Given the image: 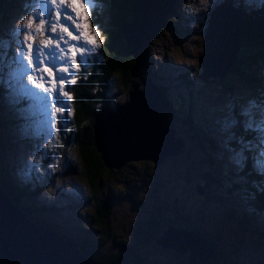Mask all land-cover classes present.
I'll return each instance as SVG.
<instances>
[{
  "label": "rangeland",
  "instance_id": "rangeland-1",
  "mask_svg": "<svg viewBox=\"0 0 264 264\" xmlns=\"http://www.w3.org/2000/svg\"><path fill=\"white\" fill-rule=\"evenodd\" d=\"M220 3L223 4L217 9L216 16L221 9L228 13L234 10L238 12L237 7L234 9L230 6H240L239 4L248 8L260 3V8L264 10V0L166 1L165 9H170L166 15L168 24L162 27L149 42L147 66L141 71L139 86L131 87V90L136 91L133 95L136 97L144 94L143 92H149V88L152 91L155 89L159 94L158 103L162 102L165 110L169 101L167 99L164 102V98L170 95L177 106V112L171 121L177 126L176 135L184 139L186 152L179 161L176 158L178 147H174L176 149L169 153L170 156H166L165 159L161 157L156 161L158 166L153 178L142 182L134 193L121 195L117 199V201L123 199L125 203L121 206L120 202L114 204V227L121 231L119 227H126L134 217L140 213L142 215V194L149 192L153 182L158 180L159 183H156L151 192L154 205H159L165 210L166 200L163 197L167 194L176 199L179 197L180 200L185 198L188 212H182L181 218L185 219L194 231L197 227L200 231L201 228L208 227L216 233L210 239L215 245L204 239L202 243L200 240L194 243L192 249L194 258L191 259V254L188 252L187 263L176 259L175 252L179 250L176 251L175 248L164 250L155 241L151 243L148 238L143 241V237L139 236V249L136 248L135 252L145 253L147 260L145 264H197L198 260L208 255L207 253L214 256L215 264H264V216L260 215V211L255 210L252 205L246 204L247 188L244 185L234 184L236 176L233 174L238 165L244 161L241 155L246 144V147H251L255 153L254 159L258 158L253 161L256 167L264 166L262 162L264 161V78L258 83L251 79L250 71L249 76L243 77L229 74L230 65L237 60L242 49L241 34L239 48L234 50L235 54L231 60L233 62L227 61L221 73L209 69L205 71L198 62V56L204 51V34L205 28L209 27L207 22L209 13ZM160 8L161 5L157 10ZM7 13H9L8 18H3L2 22V12L0 13V81L5 92L0 94V107L3 108L1 116L6 119L0 120V172L5 177L12 178L15 175L42 183L48 182L47 187L52 189L51 193L40 192L37 196L54 207L56 216L62 219L59 227L81 226L83 230L88 229L90 213L87 211L90 205L84 206L87 201L89 203L86 190L75 178L76 172L64 170L69 162L78 166V157L75 156L73 147L75 123L62 124L60 119L63 111L72 112L73 97L68 86L60 93L54 90L48 91L47 94L34 91L33 112H31L32 108L29 104L31 99L28 93L31 91L33 81H40V77L42 78L39 74L48 72V62L50 66L53 63L54 67H57L60 58L67 59L68 69L60 74L63 77L60 78V85L69 80L68 85L84 75L95 59L103 56L105 47L101 41L102 30L103 26L107 25L108 19L105 2L104 0H15V5L9 8ZM70 28L76 30L68 36ZM210 29L211 25L208 33ZM84 35L87 43L81 50V56L76 59L69 58L82 42L81 38ZM234 35H231V40L236 42ZM56 43H59L60 48H56ZM32 53L39 58L33 57ZM209 56L210 53L205 60L206 65ZM253 67L252 70H260V62ZM203 72L205 74L200 75ZM144 78L147 79L146 87L143 83ZM50 81L55 83V77L50 76ZM131 82L130 80L129 83ZM44 89L47 90V86H44ZM10 91L18 98L28 97V105H25V109L10 100ZM106 95L111 98L112 109L129 99L128 89L121 86L116 72L109 78ZM110 118L104 121L96 119L95 123L99 126L103 122H108ZM178 119L184 120L183 126H180ZM19 121L21 131H18ZM188 121L196 128L199 137L193 134ZM239 122L245 125V131H249L248 123H251L250 127L255 128L253 131L256 134H251V138L250 135H245L246 138H250L248 141L238 138L236 124ZM121 123L115 115L111 127ZM162 123L165 127V121ZM62 125H64L63 129ZM105 127L106 125L103 131L108 139L105 143L106 149L112 156L114 153L111 146L112 141L116 140V134L113 135L112 128L109 131V128ZM203 132H207L208 138L201 136ZM63 136L67 139L65 152L59 153L56 151L54 139ZM170 137L169 135L166 150H170L172 145L176 146L171 142ZM233 137L238 142L235 148H230L227 141ZM18 140H20L19 144H17ZM23 144L26 147L20 149ZM14 155H17L18 159ZM141 157L144 158V155L128 157L122 154L120 158L141 160ZM223 157L226 159L224 160ZM219 158H222V162H219ZM179 162L181 164L188 162L189 165H180ZM222 163L228 164L230 170ZM209 173L214 177L210 181L211 186H206L205 193L199 194L203 190H198L195 183L202 184ZM142 186L145 187L142 189ZM53 194L59 196L53 197ZM148 197L150 198V195ZM255 197L256 194L253 193L249 199L254 201ZM20 201L22 202V199ZM24 201H27V198ZM121 212L125 214L121 215ZM254 214L257 218H252ZM52 220H55V217H52ZM237 222L238 225L239 223L242 225L237 226ZM167 223L169 221L164 224L165 228L168 226ZM176 225L187 227L183 222H178ZM255 227L259 228L258 231ZM177 229L174 228L172 230L174 232H170L167 236H172L175 245L180 247L182 234L176 233ZM259 234L263 238H260ZM187 235H190V240L196 239L192 234ZM135 241L136 239L133 240ZM185 244L188 246L187 242ZM234 244L238 247L235 248ZM201 248L206 251L203 256L200 254Z\"/></svg>",
  "mask_w": 264,
  "mask_h": 264
},
{
  "label": "trees",
  "instance_id": "trees-1",
  "mask_svg": "<svg viewBox=\"0 0 264 264\" xmlns=\"http://www.w3.org/2000/svg\"><path fill=\"white\" fill-rule=\"evenodd\" d=\"M104 2L108 19L107 25L105 27L103 26L102 30L101 41L103 42L102 45L105 47V49L103 48V56L95 59L90 65V68L86 70V73L79 76L73 83L67 85L68 80L65 84L59 86L60 92L65 90L66 86H68L74 100L72 112L63 111L60 119L62 124L75 123L76 129L74 131L75 141L73 142V147L75 149V156L78 157V166H74L73 163L69 162L64 170L71 171V173L76 172L74 174L75 178L79 180L86 190L89 203L87 201L84 203V206L90 205L87 211V213H90L88 218L90 227L84 230L81 226L76 227L78 230H75L76 228L73 226L59 227V222L62 221V219L56 216L57 214L54 207L51 206V203L46 204L37 196L40 192L47 194L51 193L52 189L47 187L48 182L42 183L38 180H29L23 176L19 177L18 175V177L14 175L12 179L10 177H5L3 173L0 172V187L8 198H10L13 205L26 213L30 220L50 228L63 238L72 239L77 244L78 250L84 252V254L90 255L101 264L147 263L145 253L141 254L135 252L136 248L139 249V236L143 237V241L148 238L151 243H153V241L156 242V237L160 235L159 233L167 228L164 227V224L168 221L169 223H167V225L170 224L174 227L178 226L176 225L178 222L185 223L187 227L178 226L179 228H177L188 230L196 237L215 245V242H211L210 240L216 235L212 229L205 227L201 228L200 231L197 227L194 231L189 227L186 220L181 218L180 214H182V212H188V203L185 198L180 200L179 197L176 199L170 197L169 194H167V196L164 195L163 198L166 200L165 210H162L159 205L153 204L151 192L152 189L155 188L156 183H159L158 180L157 182H153L149 192H144L142 194V215H140V213L138 216L134 217L126 227H119L121 231L116 230L118 228L114 227V204L120 202L121 206V204L123 205L125 203L123 199H119L118 201L117 199L121 195L126 196L129 193H134L142 182L153 178L154 172L158 166L156 162L157 158L161 159V157H164L165 159V157L170 156L169 153L173 152L176 148H170V150H166L164 153L157 154L154 160L146 155L144 158L141 157V160L128 159L124 162H113L116 165L113 164L111 167H108L105 163L100 146L103 145L105 148L104 150H107L105 144L108 141L107 134L102 132V134L99 135V140H97L95 129L97 123H95V120L97 119V114L102 110L112 108L111 106L113 103H111V98L106 95L108 92L109 78L111 75L113 76L115 72L118 74L121 86L124 87V89H128V98L131 87L141 80L138 76V70L134 67L135 63H137V57L135 56L134 58V55L128 51V40H126V35L122 30V26L132 19L134 0H104ZM14 5L15 0H0V13L2 12L1 22L3 18H8L9 13H7V11ZM239 5L240 6L237 5L236 7L241 9L243 15L240 27L242 49L238 54L237 60L230 65L229 74L243 77L249 76L250 71L251 79L260 83V80L264 78V10L260 8V3L254 4L248 8L242 4ZM10 28L12 27L10 26ZM146 57V61H148V51ZM259 62L260 70H252L254 68L253 66L258 65ZM130 80L132 81L131 83H129ZM0 88L2 89L0 94H5L1 81ZM8 88L10 89V87ZM28 96L33 104V95L28 93ZM9 98L15 105L21 106L24 109L26 108L25 105L27 104L28 97L18 98L10 91ZM170 103L172 107L171 115L174 117L177 112V106L172 99H170ZM31 108V112H33V105ZM2 111L3 108L0 107V120H6L5 117L1 116ZM4 115L6 116V113ZM178 121H180V119H178ZM183 122L184 120L180 121V126H183ZM189 124L192 127L193 134L199 137L200 134L190 121H188V125ZM250 125L251 123H248L249 131H245V125L242 122L236 124L239 139L241 138L242 140L248 141L252 137L251 134H256V132L253 131L255 128L250 127ZM172 126L176 128L174 136L182 140L181 147L177 144L174 146L178 147L176 158L180 161L186 152V148L184 149V139L182 136L176 135V124L172 122ZM61 128L63 129L64 125H62ZM18 131H21V122ZM245 135H250V138H246ZM201 136L208 138L207 132H203ZM32 137L35 136L32 135ZM237 142L236 138L233 137L227 141V145H229L230 148H235ZM19 143L20 140H18L17 144ZM54 143L57 152H65L64 147L67 143L65 136L54 139ZM165 144L164 142L162 143L163 147H166ZM246 146L247 144L244 147V153L241 155V158L244 157V161L241 165H238L239 167H237L233 173L236 176L234 184L244 185L247 188L248 198L246 204L252 205L255 210L257 209L260 211V215L264 216V166H262V168H260V166L256 167L253 161L258 158L255 157L254 159V156H256L255 153L252 151L251 147L248 148ZM24 147H26L25 144H23L20 149ZM111 147H117L116 143L113 142ZM16 148H18V146ZM136 148L138 149L140 147L136 144ZM140 150L143 151L144 149L140 148ZM115 154L116 152L111 157L115 156ZM139 155L143 154L140 153ZM14 156L18 159L17 155ZM223 159L225 160L226 157H223ZM219 162H222V158H219ZM110 163L112 162L110 161ZM179 164L189 165L188 162L185 164L179 162ZM222 164H225L230 170L228 164ZM160 165L162 166V162ZM213 178L211 173H209L208 176L206 175V179L202 184L200 182L195 183V185L198 186V190H203V192L199 194L205 193L206 186H211L210 181ZM55 179H57V176ZM144 187L145 186H142V189ZM253 193L256 194L254 201L249 199ZM149 195L150 198L148 197ZM52 196L57 197L59 195L53 194ZM26 198L27 201H24ZM21 199L23 203L20 201ZM179 211L181 213H179ZM127 212L128 211H126V213ZM124 214L125 212H121V215ZM52 217H55V220H52ZM241 218H243L242 215ZM252 218H257L256 214H254ZM236 225L241 226L242 224L239 223L238 225L237 222ZM258 229L259 228H257V231ZM260 238L263 237L260 235ZM134 239H136L135 242H133ZM222 239L221 237L220 240L222 241ZM161 246L167 251L173 248L166 245ZM176 247L178 246L176 245ZM184 247H187L185 250L183 249L184 251L180 250L175 252V257L178 261L187 263L189 262L187 253L189 252L191 255L195 254L194 250H192L191 253L188 246H184L183 243L182 246L178 248ZM234 247L236 248L238 246L234 244ZM200 263L215 264V258L212 254H209L204 260H200L197 264Z\"/></svg>",
  "mask_w": 264,
  "mask_h": 264
},
{
  "label": "water",
  "instance_id": "water-1",
  "mask_svg": "<svg viewBox=\"0 0 264 264\" xmlns=\"http://www.w3.org/2000/svg\"><path fill=\"white\" fill-rule=\"evenodd\" d=\"M144 0L140 2V0H134V5L132 7L133 16L131 21L127 24L122 26V30L126 35L128 51L131 52L137 57V63H135L134 67L138 70V76L141 77L142 68L147 66V51L148 45L151 41L152 37L155 36L162 27L168 24V20L166 15L170 9H165V1L156 0L152 3L149 7L148 11L146 12L145 9H142V5L144 4ZM228 2V1H225ZM220 3L217 5L213 11L209 13L208 23L209 27L211 25V29L208 33L209 27L205 28V46L204 51L202 54L198 56V62L204 70L209 69V64L206 65L205 60L208 58V50H209V37L211 34V30L215 29L213 26V21L215 18V14L217 9L222 5ZM161 5L160 10L156 21L154 23L151 22V18L153 13L157 11V7ZM163 8V9H162ZM146 15V21L144 22V30L145 32L137 31L135 28V24L140 21L141 16ZM240 36V34H239ZM206 56V57H205ZM205 58V59H204ZM233 62V61H231ZM230 65V63L228 64ZM229 67V66H228ZM210 70V69H209ZM205 72L201 73L200 75H204ZM215 74V73H214ZM149 79V78H148ZM150 80V79H149ZM150 82H152L150 80ZM143 83H145V87L147 84V79L144 78ZM139 86V83L134 84V86ZM135 90H130L129 99L125 102L119 103L115 109H105L101 111L98 115L97 120H107L111 117L108 122L106 123L105 128H112L113 135L116 134L117 143L115 148H113V153L116 152L115 156L111 157L105 148L100 146L102 149V156L105 160V163L108 167L113 166V162H124L127 158L121 159V155H127L128 157L131 156H138L140 153H143L144 157L149 156L154 160V157L157 155L158 148L152 145L153 136H149L148 134L145 135L146 139L145 142L138 140L134 143H129L128 140L120 139L119 136L131 132H139L141 131L142 126H139V123H132L129 121V127L125 123V119L123 118V112H127L131 108L138 109L140 115L143 117L144 120L147 119V116H151L154 125V120H159L160 124L164 126L163 121L166 123V129H169V135L171 136V142L177 144L181 147L182 140L181 138H176L174 136V132L176 130L175 126H172L171 120L169 118V111H170V104H168L167 109L162 112L160 109V104L158 103L159 94L146 92V103H141L138 100V97L133 96L135 94ZM144 93V92H143ZM142 94V93H140ZM163 98V95H162ZM141 101L144 102V96H141ZM142 104V105H141ZM147 106V107H146ZM159 109V114H158ZM151 110V111H150ZM166 111H168L166 113ZM115 115L117 119H119L122 123L117 124L111 127L112 120H114ZM165 118V119H164ZM102 124V123H101ZM145 125H149V122L145 121L143 123ZM102 128H100V127ZM95 126L96 129V138L99 140V135L102 134L103 128L105 125ZM124 128V129H123ZM165 128V127H164ZM115 131L117 133H115ZM165 132V131H164ZM112 141V145H113ZM115 143V142H114ZM163 143V142H162ZM139 146L143 151L136 148ZM163 146V145H162ZM167 146V143L165 144ZM151 153H149V152ZM160 158H157L158 161ZM112 163H110V161ZM177 229L176 227L170 225L166 229H164L160 235L156 237V243L163 246H171L176 250L184 251L187 247L178 248L175 245V240L171 236H167L170 232H174L172 230ZM176 233H181L182 238L181 242L184 246H187L183 241L187 242L188 248L192 253L194 243H197L200 240L202 243V239L196 237L194 240H190V235L193 233L189 232L188 230H181L177 229ZM195 236V235H194ZM165 239V242H164ZM184 249V250H183ZM209 255V253H207ZM207 255V256H208ZM207 256L202 258L204 260ZM194 258V255H191V259ZM200 260H198L199 262ZM0 264H101L94 260V258L84 254L77 248V244L72 239L63 238L58 233L54 232L50 228L35 223L25 214L23 211L18 209L16 206L13 205L10 198L4 193L2 188L0 187Z\"/></svg>",
  "mask_w": 264,
  "mask_h": 264
},
{
  "label": "bare ground",
  "instance_id": "bare-ground-1",
  "mask_svg": "<svg viewBox=\"0 0 264 264\" xmlns=\"http://www.w3.org/2000/svg\"><path fill=\"white\" fill-rule=\"evenodd\" d=\"M144 4L142 5V9H145L146 12L148 11L149 7L152 5L153 2L156 0H144ZM165 1V0H162ZM167 2H170V0H166ZM142 2V0H140ZM234 9H237L236 6H230ZM163 9V8H162ZM160 10H157L155 13H153V16L151 18V22L154 23L156 21V18L159 14ZM241 9L238 8L237 11H230V13L226 12L224 9H221L217 16L215 15L213 26L215 29L211 30V34L209 37V69L216 73H221L225 67V64L227 61H231L234 57L235 51L239 48L238 44L240 41V27H241V19L243 17L241 13ZM146 21V15L143 14L140 18V21H138L135 24V28L137 31L145 32L144 30V22ZM141 23V26L139 27ZM235 34V35H234ZM231 35L236 36V42H233L231 40ZM235 50V51H234ZM234 51V53H233ZM231 63V62H230ZM215 73V74H216ZM216 74V75H218ZM148 90V89H147ZM149 91L152 93H156V90L149 88ZM141 96H144L145 101H141ZM146 94L139 95L138 100L141 103H146ZM167 101V96L164 98V102ZM142 105V104H141ZM147 107V106H146ZM160 109L162 112L165 111V105L161 102ZM151 111V110H150ZM123 119H125L126 125L129 127V121L132 123H139V126H142L141 131L139 132H131L129 134L125 133L120 137V139L128 140L129 143H134L138 140H141L142 142H145V135L153 136L152 145L156 146L158 148V151L156 154H161L166 151V148L162 146V142L167 143L168 136H169V129H166V126L164 128L163 125L160 124L159 120H154V125H152V118L151 116H147V119L144 120L143 117L140 115L139 110L131 108L127 112H123ZM159 114V109H158ZM145 121L149 122V125H145ZM107 122H103L102 125H106ZM101 125V126H102ZM124 129V128H123ZM165 131V132H164ZM115 143H117V139L114 140ZM170 148H174V145H172ZM205 249L201 248L200 254L203 256L205 253Z\"/></svg>",
  "mask_w": 264,
  "mask_h": 264
},
{
  "label": "clouds",
  "instance_id": "clouds-1",
  "mask_svg": "<svg viewBox=\"0 0 264 264\" xmlns=\"http://www.w3.org/2000/svg\"><path fill=\"white\" fill-rule=\"evenodd\" d=\"M158 244V243H157ZM82 252V251H81ZM84 253V252H83ZM88 256H90V255H88ZM91 257V256H90Z\"/></svg>",
  "mask_w": 264,
  "mask_h": 264
},
{
  "label": "flooded vegetation",
  "instance_id": "flooded-vegetation-1",
  "mask_svg": "<svg viewBox=\"0 0 264 264\" xmlns=\"http://www.w3.org/2000/svg\"><path fill=\"white\" fill-rule=\"evenodd\" d=\"M172 116V115H171ZM170 118V117H169ZM170 120H172L171 118H170Z\"/></svg>",
  "mask_w": 264,
  "mask_h": 264
}]
</instances>
